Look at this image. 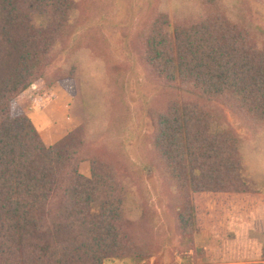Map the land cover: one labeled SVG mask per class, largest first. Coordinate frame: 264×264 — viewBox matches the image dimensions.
<instances>
[{
  "label": "trees",
  "instance_id": "1",
  "mask_svg": "<svg viewBox=\"0 0 264 264\" xmlns=\"http://www.w3.org/2000/svg\"><path fill=\"white\" fill-rule=\"evenodd\" d=\"M176 2L156 8L140 39L166 95L149 111L146 163L170 191L181 237L221 238L229 200L264 193L243 158L250 139L228 123L232 113L264 139V29L234 0ZM81 17L76 0H0V264H153L157 255L128 169L85 124L46 146L28 116L12 113L36 81L76 78L55 74V63Z\"/></svg>",
  "mask_w": 264,
  "mask_h": 264
},
{
  "label": "rangeland",
  "instance_id": "2",
  "mask_svg": "<svg viewBox=\"0 0 264 264\" xmlns=\"http://www.w3.org/2000/svg\"><path fill=\"white\" fill-rule=\"evenodd\" d=\"M76 1L83 17L79 32L72 36L70 47L55 63L59 69L52 73L75 72L76 78L36 81L12 102V113L28 116L46 146L85 124L84 130L96 139L98 149L108 152L128 169L126 175L132 195L142 204L141 212L147 214L149 238L156 244L153 264H169L173 249L184 238L175 209L168 203L170 191L160 174L146 163L149 157L147 134L152 130L149 111L159 106L166 95L161 94L160 84L155 83L157 80L144 67L140 39L156 8L166 5L170 9L177 2ZM234 1L251 23L264 29V0ZM178 9L191 11L180 5ZM117 117L122 119L114 125ZM228 120L239 134L250 139L243 158L249 174L260 183L257 186H263L264 156L258 155V151L264 149L263 137L254 134L232 113H228ZM79 171L90 176L89 161L82 162ZM225 209L231 215L238 214L240 209H264V193L233 197Z\"/></svg>",
  "mask_w": 264,
  "mask_h": 264
},
{
  "label": "crops",
  "instance_id": "3",
  "mask_svg": "<svg viewBox=\"0 0 264 264\" xmlns=\"http://www.w3.org/2000/svg\"><path fill=\"white\" fill-rule=\"evenodd\" d=\"M263 247L264 209H252L228 217L225 237L194 230L177 243L169 264H264Z\"/></svg>",
  "mask_w": 264,
  "mask_h": 264
}]
</instances>
